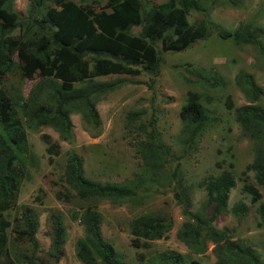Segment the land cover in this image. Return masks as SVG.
Returning a JSON list of instances; mask_svg holds the SVG:
<instances>
[{"label": "rangeland", "instance_id": "obj_1", "mask_svg": "<svg viewBox=\"0 0 264 264\" xmlns=\"http://www.w3.org/2000/svg\"><path fill=\"white\" fill-rule=\"evenodd\" d=\"M72 1L96 7L105 3V0ZM166 1L142 0L141 8L145 10ZM234 1L235 6L226 0H196L199 10L189 9L185 17L194 27L205 25L206 36L180 51H163L157 40L154 46L159 50L160 62L156 76L140 71L94 78V81L119 80L113 90L93 97L98 125L87 124L86 116L83 115L84 118L79 111L68 115L69 136H59L48 126L23 124L32 164L25 167V173L20 176L14 205L2 212L9 226L5 229L6 242L0 251V264H6V259L14 262V258L22 259V264H29L26 258L33 264H83L75 256V241L83 236L77 216L86 206L98 212L101 235L112 245L121 264H219L217 258L223 255L213 252L212 243L206 242L203 249L202 245H196L193 248L201 251L194 252L178 238L182 223L191 220L183 215V205L173 192L184 190L190 198L189 211L196 212L206 200L203 188L196 183L222 170L230 172L234 185L228 192L225 211L214 219L212 227L233 232L230 239H237L238 244L250 249L256 260L264 264V226L256 225L259 221L257 205L264 203V186L256 182L252 169L257 160H264V139L258 140L251 126L245 129L236 112L244 105H256L264 113V95L249 102L234 78L239 73L249 75L264 91V0ZM27 5L28 0H13L12 8L25 15ZM244 25L260 28L257 47L239 44L235 29ZM217 28L228 36L218 35ZM131 30L137 33L140 27L134 26ZM11 58L8 71L0 75V86L6 94L17 102L49 105L48 79L36 73H23L15 54ZM209 71L215 72L219 80L213 88L196 77ZM188 91L198 94L206 122L186 151L183 145L185 122L180 119L179 110L186 102ZM129 112H135L137 119L129 122ZM129 123L133 124L130 129ZM138 126L157 133L167 151L166 158L172 160L154 169L152 174L159 177L157 182L149 181L152 174L143 168V151L138 141L144 135L141 129H136ZM72 153L80 157L87 179L98 183H129L130 186L139 180L136 197L120 202L78 198L62 179L66 159ZM247 184L260 194L257 201L252 202L250 195L243 191ZM236 203H242L245 210L233 214ZM24 207L38 214L33 252L24 235L11 230L14 224L20 223ZM211 210L212 205L208 204L202 209L203 216H208ZM140 215L165 218L170 227L163 231L160 239H138L140 245L135 247L130 242L129 229L132 219ZM55 216H60L65 231L62 255L57 261L49 254L50 222Z\"/></svg>", "mask_w": 264, "mask_h": 264}, {"label": "trees", "instance_id": "obj_2", "mask_svg": "<svg viewBox=\"0 0 264 264\" xmlns=\"http://www.w3.org/2000/svg\"><path fill=\"white\" fill-rule=\"evenodd\" d=\"M141 1L105 0L104 5L96 7L72 0H28L26 14L22 15L12 8L13 0H0V75L8 71L11 57L15 54L17 65L23 73H36L41 78H47L51 87L50 104L36 105L33 102L26 104L15 101L0 86V251L6 242L5 229L9 226L2 212L14 205L20 176L25 173V167L32 164L27 153L23 124L28 127L48 126L59 136H69L71 123L68 115L79 111L86 116L83 117L87 124L96 126L99 120L93 97L113 90L119 80L94 81V78L108 74H138L140 71L156 76L160 62L159 50L154 46L157 40L163 51H180L206 36L205 25L194 27L185 17L187 10H199L196 0H167L145 10L141 8ZM226 2L231 6L236 5L234 0ZM132 26H140V30L133 34ZM14 30L17 33H13ZM235 30L239 44L257 47L260 28L244 25ZM215 31L222 37L228 36L218 28ZM214 74L209 71L207 74H196V77H201L200 82L204 81L206 86L213 88L219 81ZM234 78L249 102H255L264 95L251 76L239 73ZM227 105H230L229 100ZM236 112L237 119L245 129L251 126L254 130L252 134L258 140L264 139V113L258 106L244 105ZM179 117L185 122L186 139L183 145L187 151L206 122L204 108L196 92H187ZM127 118L130 122L136 120L137 115L129 112ZM132 125L129 123V129ZM138 128L144 135L138 141L143 151V168L152 174L154 169L164 166L166 160L169 163L172 160L166 158L167 151L158 140L157 133L151 129L144 131L143 126ZM26 159L29 161L25 162ZM257 162L252 169L256 182L264 186V160ZM22 168L25 170L22 171ZM171 175L174 176V171ZM158 178L152 174L149 181L157 182ZM62 179L80 199L106 198L116 202L135 198V190L140 182L137 180L130 186L129 183H98L87 179L83 175L81 159L75 153L67 157ZM196 185L203 188L206 196L196 212L189 211L190 198L184 190L173 192V196L183 205V215L191 220L182 223L178 238L192 248L202 245L203 249L206 242L212 243L213 252L223 255L217 258L219 264H260L250 249L238 244L237 239H230L234 236L233 232L225 229L218 231L212 227L214 219L225 211L228 192L234 185L230 172L222 170L216 175L202 178ZM243 191L250 195L252 202L259 199L260 194L252 185H244ZM208 204L212 205V210L208 216H203L202 209ZM233 207V214L245 210L242 203H236ZM24 208L20 223L14 224L11 230L23 234L33 252L38 214L35 210ZM257 212L259 221L256 225L264 226V203L257 205ZM77 219L82 226L83 236L75 241L76 258L83 264H121L115 257L112 245L101 235L98 212L86 206ZM50 223L49 254L57 261L62 255L65 231L60 216L52 217ZM169 227L170 223L165 218L137 216L130 223V242L138 247L141 239H160L163 231ZM193 251L201 250L193 248ZM14 260L6 259V264H22V259ZM26 260L33 264L28 258Z\"/></svg>", "mask_w": 264, "mask_h": 264}, {"label": "clouds", "instance_id": "obj_3", "mask_svg": "<svg viewBox=\"0 0 264 264\" xmlns=\"http://www.w3.org/2000/svg\"><path fill=\"white\" fill-rule=\"evenodd\" d=\"M132 27H134V26H132ZM132 27H131V29H132ZM140 27V26H139ZM131 32H132V30H131ZM133 34H136V33H133Z\"/></svg>", "mask_w": 264, "mask_h": 264}]
</instances>
